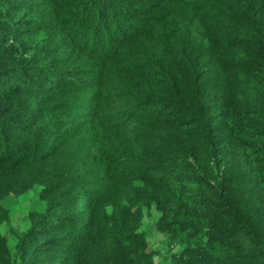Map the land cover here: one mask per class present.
<instances>
[{"label": "trees", "instance_id": "16d2710c", "mask_svg": "<svg viewBox=\"0 0 264 264\" xmlns=\"http://www.w3.org/2000/svg\"><path fill=\"white\" fill-rule=\"evenodd\" d=\"M152 209L264 264V0H0V264H154Z\"/></svg>", "mask_w": 264, "mask_h": 264}, {"label": "rangeland", "instance_id": "374dc122", "mask_svg": "<svg viewBox=\"0 0 264 264\" xmlns=\"http://www.w3.org/2000/svg\"><path fill=\"white\" fill-rule=\"evenodd\" d=\"M97 126L94 127L96 129ZM71 153V151H70ZM79 165L82 164H77ZM8 209L9 219L1 228L9 239L12 249L22 235L32 225L31 214L44 212L47 203L40 193L39 186L19 193L11 194L2 200ZM157 213L152 209L145 212L141 228L148 240V247L153 252L154 264H244L242 261L232 260L215 254L206 246H176L170 248L166 242V236L156 227ZM16 251V250H15Z\"/></svg>", "mask_w": 264, "mask_h": 264}]
</instances>
